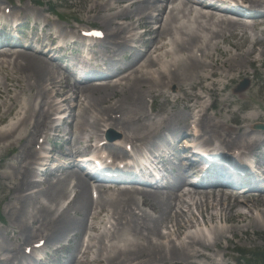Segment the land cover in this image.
<instances>
[{
	"label": "bare ground",
	"instance_id": "bare-ground-1",
	"mask_svg": "<svg viewBox=\"0 0 264 264\" xmlns=\"http://www.w3.org/2000/svg\"><path fill=\"white\" fill-rule=\"evenodd\" d=\"M112 1L115 6L121 4L119 10L109 2L96 1L87 8V12L100 15L114 11L100 17L105 29L104 40L113 47L128 45L132 41L129 34L134 37L138 26H149L150 23L144 24L143 21H154L158 27L146 31L153 36L149 48L139 58L132 60L128 69L120 71L116 77L105 79L106 82H96L94 78L89 83L75 85L71 82L69 85L65 82L68 79L67 74L65 75L67 72L41 54L14 49L0 50V70L9 71L10 82L15 84L20 93L28 92L31 96L30 101L17 106L18 96H10L7 86L0 88V95L6 97V101L0 102V153L26 140L20 153L23 162L29 167L28 171L26 167L21 170L16 168L18 170L15 174L4 178L13 180L14 183L5 185V189L20 201L30 200L31 195L26 193V188H36L40 183L31 181L30 178L36 156L32 143L37 135L48 128L56 106L53 100L57 97H61L59 105L65 103L67 106L71 102L80 103V98L84 97L91 103V109L98 111V115L91 121L84 117L72 121L77 131L83 133L86 128H91L98 133L100 128L118 129L119 139L108 143L112 150H108L107 144L101 146L114 157L124 155L126 146H130L133 152L147 148L145 145L162 132H183L193 139L197 147L210 151L239 152L241 156L253 154L264 141L261 131L250 130L259 121L264 123V116L251 112L243 117H236L234 113L224 117L221 114L209 117L207 111L210 106L204 104L206 98L208 101L218 92L224 91L236 76L246 74L245 68L255 60L254 57L250 59L253 48L238 55L222 52L225 55L223 61L219 58L212 59L211 51H220L212 40H225L231 33L239 29L240 32H246L251 26L225 20L223 16L217 17L211 9H195L189 0ZM241 1L254 5L264 4V0ZM118 21L126 22L118 24ZM201 33L209 35L210 39L206 42ZM250 37L255 45L258 42L255 34ZM259 54L264 56V46ZM174 55L182 57L174 59ZM104 70L108 71L109 68ZM58 74L63 78L58 79ZM218 76L220 81L212 80ZM223 80L226 81L221 83ZM206 82L208 85H205ZM196 85L205 97L201 94L185 95L187 100L197 101L190 105L191 109H198L196 115L184 118L181 115L160 118L146 116L145 97L154 100L171 87L183 92L184 86L193 88ZM65 89L73 90L71 95ZM157 92L159 93L156 94ZM112 99L113 102L109 103ZM229 101L233 102L232 99ZM102 103L108 106L103 108ZM196 104L200 105L196 107ZM71 108L75 109L73 106ZM13 109H16L14 117L8 119L7 115ZM187 138L182 142L187 141ZM98 140V134L89 136L86 149L91 150ZM68 154L72 158L71 147ZM181 171L186 177L177 174L176 182L163 189L139 190L132 186H116L108 192L99 189L98 198L93 201L86 178L78 171L71 170L63 180L38 192L42 193L40 195L49 204L57 206L69 195L64 182L73 181L74 195L67 208L60 214H55L45 205L37 214L25 218L21 213L22 205L14 206V212L11 213L12 232L22 242H29L36 235H40V240L46 242L55 241L66 228L80 230L84 224L83 217L89 216L96 207H100L102 211L111 210L110 218L114 224L118 226L122 223L125 232L131 237L122 236L105 246L106 264H201L199 261L219 264L215 260L214 249H218L221 258L225 259L228 243L249 233L254 234L257 230L264 232L262 183L223 187L216 182L207 181L201 187L193 184L190 186L188 179H193L195 173L190 167L184 166ZM138 205L146 206L157 216L152 217L144 212L137 214L135 208ZM71 211L79 213L82 219H71ZM99 213L100 211L92 214V217L97 218ZM37 215L42 217V222L39 221L40 227L32 231L28 220L35 222ZM203 227L206 233L202 230ZM89 229L98 231L95 224ZM93 247L94 245L90 249ZM98 251H103L102 243ZM12 253L10 250V256ZM7 261L11 262V259L4 260L3 264H8Z\"/></svg>",
	"mask_w": 264,
	"mask_h": 264
},
{
	"label": "rangeland",
	"instance_id": "rangeland-1",
	"mask_svg": "<svg viewBox=\"0 0 264 264\" xmlns=\"http://www.w3.org/2000/svg\"><path fill=\"white\" fill-rule=\"evenodd\" d=\"M96 1H98V3L109 2L110 5L116 7L117 10H119L121 6V4L115 6L114 1L112 0H0V9L1 12L9 11L8 13H14L16 16L45 25L46 32L53 33L55 35L61 34L60 37L64 38L67 35L73 34L75 30L77 33L80 30H87L91 28L99 29L105 33L100 17L114 11L102 13L100 15H97L95 12L88 14L87 8ZM156 3L158 2L156 1ZM124 6L127 7V4ZM155 6L157 7L159 5ZM224 18L227 20L242 22L241 20L233 19L227 16H224ZM26 19H22L19 22H26ZM122 22L126 21H118L117 23L120 24ZM142 23H150L147 27L143 26V24L138 26L140 29L145 31L149 28L155 29L158 27V25L154 24V21L148 22L146 20ZM258 23L259 22H255V25H252L254 34L258 39V42H256L255 45L252 42V38H246L244 32H240V29H237V32L231 33V36L226 37L223 41L219 39L212 40L214 43H219L217 45L220 50L211 51L212 59L219 58L223 61L225 55L222 52L228 51L227 55H238L240 52L253 48V55L250 59L254 57L255 60L254 63L245 68L246 74L236 76L233 80H231V82H229L224 91L218 92L208 101L207 98L205 99L204 104L210 106V109L207 111L209 117L217 114H221L224 117L229 116L231 113H234L236 117H243L250 115L251 112L253 114L264 116V56L259 54L261 48L264 46V31H262L264 29V24ZM249 24L250 22L246 23V25ZM28 32H30L29 29ZM43 35L46 34L44 33ZM201 36L204 40H206V42L210 39L207 34L201 33ZM30 37L33 38V35H30ZM136 37L138 38L136 42L131 43L132 46H135L134 49H132L130 45L123 46L122 48L113 47L110 42L101 40L100 43L96 44L93 49L94 56L108 64L112 71H118L120 68H123L124 70L128 69L131 58H133L132 60L139 58L142 52L149 48L151 40L153 39L152 35ZM235 45L238 46L235 48ZM237 48L240 49L237 50ZM129 56H132L130 60L127 58ZM177 56L174 55L172 58L177 59L182 57L181 55ZM212 61L214 62V60ZM96 64L99 65L98 62H96ZM56 77L58 79L63 78L61 74H58ZM10 78L11 74H9V71L0 70V88L7 86L10 96H18L17 106L30 101L31 96H29V93H20L15 84L10 82ZM212 80L220 81L221 79L220 76H218L212 78ZM225 81L226 80H223L221 83H224ZM243 81L247 82V86L242 90H238ZM65 82L71 85L70 83L73 81L68 78ZM74 84L77 85L76 83ZM205 85H208V82H206ZM182 90L183 92H179L171 87L169 90H164V92L167 91L165 96H159L154 98V100L145 97L144 110L146 111V116H150L152 118L166 116L174 117L175 115H181L182 118L192 116V109L190 105L195 104L197 101H191L192 99L187 100L185 95L201 94L203 97H205V95L198 90L197 85L193 88L184 86ZM64 91L71 95L73 90L65 89ZM158 93L159 92L156 94ZM0 97V102L2 100L6 101L5 95H0ZM60 98L61 97H57L56 99L59 101ZM174 98L179 100L174 101ZM56 99H54V101H56ZM80 99L82 100L78 104L75 102H71L68 106L65 103L62 104L63 107L69 108V123L74 120L82 119V117L88 118V120L91 121L92 119H95L96 115H98V111H96V109H91V103L89 100H85L84 97H81ZM231 99L233 102L229 101ZM36 102L37 100L35 99L34 103ZM110 102H113V99L110 100L109 103ZM106 103H102L103 108L108 106ZM199 105L200 104H196V107ZM71 106L75 107V109H72ZM58 109L60 110V107ZM15 111L16 109H13V111L7 115V118L11 119L14 117ZM116 116L118 117L120 115ZM258 123L264 124L261 121ZM253 127L254 125L250 130H253ZM100 129L101 132L96 133L91 128H86V131L81 133L75 129L72 123L67 127H61L59 131L67 133V141H58V147L51 146V148L58 149V152L55 154V158L58 159L59 162L52 163L56 169L53 171L46 170V172L41 175H37L30 170L31 181H40V183L36 188H26V193L31 195L30 200L28 201H20L14 194H9L5 189V185H9L14 182L11 179H4L11 174H15L18 169L21 170L26 167V170L28 171L29 167L23 162V157L20 153L21 148L26 144V140H23L19 144H16L8 150L0 153V264H3L4 260L8 258L11 259V262L7 261L8 264H106L104 261L107 253L105 246H108L122 236L131 237L129 233L125 232L122 223H120V225L118 224V226L114 224V221L110 218L112 212L111 210L105 209L102 211L100 207L96 206V210L93 209L89 216L86 218L83 217L84 224L80 230H75L73 227L66 228L57 240H47L44 248L41 251L35 252L34 255L31 256L24 253L25 249L32 247L34 243L40 240L41 236L36 235L29 242H22L21 238H16V235L12 232L13 226L11 223L13 221V217L11 213L14 212V206L19 207L22 205L21 213L25 218L28 215L30 217L33 214H37L39 209L45 205H47L51 211L55 212V214H60L65 208H67L68 203L74 195L73 181L66 180L64 182L69 195H67L66 199L61 200L57 206L49 204L47 199L40 195L42 193L38 192L44 191L52 184L63 180L66 174L71 172V170H74L70 169L71 167L67 169L61 166L62 164L67 166V164L72 161V158L68 154V149L70 147L72 150V157H76L77 153H88L89 150L86 149V140L88 137L98 134L100 135L99 140H103L106 131L111 130ZM47 131L48 130L44 131L42 134H39L34 138L32 145L35 150L39 148L38 143H40V138L45 137ZM112 131L114 133L116 132V134L118 133V129H112ZM261 133V135H263L264 130L261 131ZM46 149H48V146H46ZM38 157L39 155L36 154L35 159ZM173 167H176V165ZM109 187L110 188L108 189L101 190L108 192V190L115 188L116 185ZM138 188L140 190L142 187ZM95 191L96 196H98L99 191ZM92 193L93 189H91L90 186V196H92ZM92 199L93 201L95 200L94 197H92ZM99 211L100 213L97 218H93L92 214L98 213ZM135 212L137 214L144 212L152 217L157 216L146 206L142 205L136 206ZM69 216L74 220L82 219L81 215L75 211H71ZM39 217L40 215H37V217L34 218H38L35 222L28 220L30 230L35 231L40 227L39 221L42 222V217ZM93 224L97 226L98 231L94 232L89 229V227ZM161 231L164 232L165 230ZM184 232L185 231H183V233ZM101 243L103 251L99 252L98 247ZM92 245H94V247L90 249ZM227 246L228 250L225 259L221 258V254L218 249H214L213 252L216 255L215 260L217 263L260 264L258 260L260 259V256L264 255V232H258L257 230L254 234L249 233L245 237H240L235 239L232 243H228ZM10 250L13 252L11 256L9 254ZM199 263L207 264L200 261Z\"/></svg>",
	"mask_w": 264,
	"mask_h": 264
},
{
	"label": "trees",
	"instance_id": "trees-1",
	"mask_svg": "<svg viewBox=\"0 0 264 264\" xmlns=\"http://www.w3.org/2000/svg\"><path fill=\"white\" fill-rule=\"evenodd\" d=\"M258 261L260 264H264V255L260 256V259Z\"/></svg>",
	"mask_w": 264,
	"mask_h": 264
}]
</instances>
